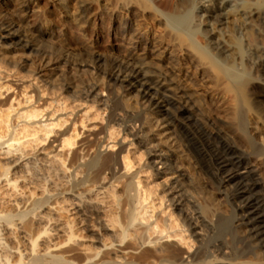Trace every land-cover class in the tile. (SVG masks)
Instances as JSON below:
<instances>
[{
	"label": "bare ground",
	"instance_id": "bare-ground-1",
	"mask_svg": "<svg viewBox=\"0 0 264 264\" xmlns=\"http://www.w3.org/2000/svg\"><path fill=\"white\" fill-rule=\"evenodd\" d=\"M13 1L31 36L1 21L2 40L45 58L47 66L77 57L54 34L45 7L30 0L0 3ZM49 1L79 31L96 17L109 16L120 26L121 54L109 64L93 63L105 86L122 91L108 95L112 110L103 132L95 128L100 133L81 145L76 129L52 136L73 116L67 106L56 121L54 115L42 121L45 108L35 106L20 114L22 124L12 125L14 107L0 102V264H264V0H176L170 14L153 0ZM95 3L98 15L92 14ZM199 6L212 25L230 24L238 58L227 65L220 44L201 46L185 32ZM150 14L158 33L146 25ZM88 49L83 44L78 53L89 58ZM11 58L0 47V80ZM131 100L140 109L131 120L147 126L136 135L140 145L165 127L150 139L171 150L164 173L154 161H140L125 145L127 137L114 138V112L133 108ZM179 170L177 186L160 182ZM183 203L193 204L194 220L181 213ZM201 220L210 222L200 229L204 235L196 231Z\"/></svg>",
	"mask_w": 264,
	"mask_h": 264
},
{
	"label": "rangeland",
	"instance_id": "rangeland-1",
	"mask_svg": "<svg viewBox=\"0 0 264 264\" xmlns=\"http://www.w3.org/2000/svg\"><path fill=\"white\" fill-rule=\"evenodd\" d=\"M153 1H155L156 5H158V7H160V9L163 10L167 14H170L173 11V7H174L173 5L176 2V0H173V1L172 0L170 1L169 0H153ZM30 2L33 3L34 6L39 5L40 7L42 6L41 8L45 7L44 9H46L48 12L51 13L52 21H53L52 30L54 34L60 37V39H62L64 43H66V45L71 50H73L74 54H76L77 57L64 58L60 60L59 63H56V64L52 63L50 64L51 66L50 65L47 66L48 60H46L45 58L35 57V53L21 50L17 48L15 45H13L11 42L6 41L4 39L2 40L0 38V47L4 48L6 51H10L11 55L13 56V58L9 59L12 65L10 64L8 73L5 74L6 78L0 80V85L8 83V86L10 88L11 86L13 87L11 89H8L9 87L0 89V92L2 94L0 95V102L7 101L10 106L12 105L14 107L15 111L11 114V117H10V122L12 125L14 124L18 125V123L22 124L23 121L19 119L20 114H22V112H24L25 110H28L35 106L36 107L39 106L42 109L45 108L44 113H43V116L45 118L42 121H46L47 119L50 120L52 115L56 116L52 119V121L54 120L56 121V118H58L59 115L64 114L63 109H65V106H67L66 108L68 110L65 109V113L69 112L70 114L71 112H73L74 114L71 118H69L70 121L68 122V124L66 125L64 124L62 128L60 127L55 128V133L52 136H54L56 132H64L65 130H68L70 131L71 134H73V130L76 129V131L80 134L79 139L78 138L76 139L77 141L76 143L80 144L82 141H89V140L93 141L95 136L90 137V135L91 136L93 134L98 135L100 133L99 131H93V130H95V128H97L98 130L103 128L102 130H104V128L108 124V119L110 116V112L112 110L110 107L111 106L110 102L107 101L110 97V96L108 97V95H111V97L113 96L118 97L121 95V91H122L118 88L116 90V87L113 89V87L105 86L106 80L104 79L103 75H100V72H98L99 69H97V62H96V65L93 62H95L97 59H103V61L106 64H109L110 61L112 62V60L115 58L114 56L121 54L120 53L121 49L120 47L117 46L118 45L117 42L120 37V26L117 27V24L114 22L112 18L110 19L109 16L101 17V18L96 17V18L91 19V23L89 26L79 31L75 29L72 24L65 22V19L63 18L62 14H60V12L57 11L54 3L50 2L49 0H30ZM71 8L73 10L74 5L71 4ZM199 8L195 9L196 11L193 12V15L195 16L193 17L194 19H191L190 24L187 27L188 29L186 28L187 29L185 30L186 34H188L189 37L192 36V38L195 39L194 41L195 42L197 41L198 44L201 46L203 45L208 46V42L210 41H212V43L214 44H220L226 51V55L221 57V60H222L221 62L224 65H227L228 63L234 61L233 58L231 60V57H234L237 59L238 55L236 53H238V50L236 49L237 48V45L235 42L236 40L233 37L234 35L232 34L230 24L228 23V21L223 20L222 25L220 26L212 25V23H210L211 20L204 17V16H207L206 12L200 6ZM17 12H18V7H17L16 1L10 2L8 4L0 3V24L2 21V23L4 22L3 24L10 25L11 29L14 28L12 30L15 31L16 33H19L20 35L22 34L26 37L31 36V32L29 31V29L27 28L25 29L23 24L17 18ZM92 14L93 15L99 14V8H98V5H96V3L95 5L94 4L92 5ZM155 20H156L155 16L153 14H150L146 22V25L152 31L158 33L160 28L158 27L157 21ZM204 24L206 26H204ZM205 30H207V34ZM208 31L210 32V34ZM202 35H204V37L206 35L207 37H209L210 35V39L207 42H205V40H203L204 37H202ZM83 44L87 46V48H89L88 50L92 55L91 57L89 58L85 56L82 57V55L78 53ZM211 51L214 52L213 50L209 49V52L211 54H212ZM32 61L35 64L33 65L34 67L33 66L31 68L29 67L30 69L23 68L19 66V64L17 63V62H21V63L26 62V63L32 64L31 63ZM81 65H84V66L82 67ZM229 65L231 66L232 63ZM234 67L238 68L237 65H235ZM44 71H46V74L44 73ZM31 83L33 86H31ZM101 83H103V85ZM34 84H36V86ZM95 85L96 86L98 85L99 88L96 87L95 88L96 91L92 92L91 87H94ZM23 86L26 87L25 90L27 92H30L28 96L23 95V91H24ZM33 90L36 92H34ZM31 92H33V94ZM134 95H136V93L132 94L131 97H134ZM39 99L41 101L38 102ZM75 100L76 101L78 100V101L76 102ZM132 100L130 101V103L133 105L135 104L134 105V107L136 106L135 108L134 107L131 109L122 108L121 111L117 110L114 112V113H117L115 117L116 120L114 122L115 123L114 132L112 131L114 133V138L117 139L118 142L119 141L123 142L124 139L127 137L125 145L130 146V148L133 149V151L135 152V155L140 161H142V159H143V162L146 161V159L148 161H152V162L154 161V166L157 169H159V171L164 173L167 167L171 164V161L168 162L166 160L170 156L171 150L168 146H164V145L160 147L161 148L160 149L159 147H157L158 143H153L150 145V142H151L150 139H152L153 136H155L158 131L162 132L165 127H161L160 130L155 129V131L149 135V140L144 139L143 145H140L138 142L139 140L136 139L137 138L136 135L138 134L141 137V135L143 134H139L140 129H142V131L143 130L146 131L147 126H144L140 122L136 123L135 121L131 120L130 116H132V114L138 113L140 110V109L138 110L139 106L136 105V103H134V101ZM71 101H73L74 104ZM80 104L82 105L81 108L83 107L84 108L79 110ZM77 105H78V108H77ZM74 108H77V109H74ZM76 110H79L81 113L79 111L77 112ZM87 111L89 113L88 116L86 115ZM60 117H63V116H60ZM74 118L76 119L75 121H74ZM65 119L66 117L64 116V120ZM73 121L76 122V125H75L76 127L72 125V123H74ZM62 122H64L63 118H62ZM4 125L5 124H4L3 118H0V133L5 131ZM3 126L4 128H1ZM102 130L100 131L103 132ZM172 130L171 132L173 131L176 132L175 130L173 131ZM105 134L107 136V133L105 132L103 133V136H105ZM169 134H166V135H169ZM53 140H54V137H50V139L44 143L45 145H49L51 143L50 141H53ZM79 144L76 145V149L80 147L81 144L80 145ZM131 144H134V145L131 146ZM171 144H172V140H171ZM95 151L96 149H91L89 152L91 153V155H93ZM105 153H109V152H105ZM160 155H163L166 158H163V156L162 158H158ZM70 158H71V155L69 156V159ZM160 162L162 163L160 164ZM37 171L32 172L31 176L34 177L35 176L34 174L38 173ZM179 174H181V170H179L177 175L175 176L164 174L165 176L162 175L163 178L160 180V182H165L167 185L169 184V185L177 186L178 184L175 183L176 182L175 179L178 177ZM192 201L195 202L196 205H199V202H197L196 198H194ZM185 204L186 203H183V205L180 207V209L182 210L181 213L188 216L189 218L190 217L193 218L192 220H194V217L191 211L193 204L192 203H189L186 205ZM208 222L209 221H205L204 223L203 221L201 224H199L200 226L203 224V227H199L196 230L197 233L199 234L203 233V235L206 234L200 229L205 228L204 225H207L210 223ZM83 235L87 236V233L86 234L83 233ZM199 238L200 240L202 239L201 237ZM215 249L216 248L213 246L210 248L211 254L215 252L214 251ZM220 251L221 252L224 251V253L226 252L223 248L220 249ZM220 263L229 264L228 261H223Z\"/></svg>",
	"mask_w": 264,
	"mask_h": 264
}]
</instances>
